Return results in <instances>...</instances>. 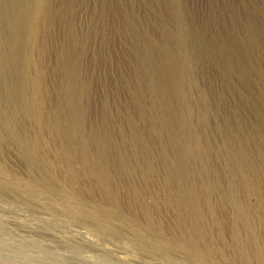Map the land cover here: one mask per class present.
Returning a JSON list of instances; mask_svg holds the SVG:
<instances>
[{"label":"rangeland","instance_id":"1","mask_svg":"<svg viewBox=\"0 0 264 264\" xmlns=\"http://www.w3.org/2000/svg\"><path fill=\"white\" fill-rule=\"evenodd\" d=\"M220 2L41 0L26 72L0 18V264H239L240 150L251 181L235 171V200L264 245V45L242 79L228 68L215 85L179 22Z\"/></svg>","mask_w":264,"mask_h":264},{"label":"trees","instance_id":"2","mask_svg":"<svg viewBox=\"0 0 264 264\" xmlns=\"http://www.w3.org/2000/svg\"><path fill=\"white\" fill-rule=\"evenodd\" d=\"M234 6L237 14L231 12ZM179 22L183 24V44L189 45L190 58L203 64L208 70L205 78L213 79L215 85L228 68L237 75L236 79H242L243 71L251 65L252 50L264 45V0H252L246 6L239 0H221L217 14ZM237 33L243 38L237 37ZM167 57V64L171 66V59ZM162 63L166 64V56L158 64Z\"/></svg>","mask_w":264,"mask_h":264},{"label":"bare ground","instance_id":"3","mask_svg":"<svg viewBox=\"0 0 264 264\" xmlns=\"http://www.w3.org/2000/svg\"><path fill=\"white\" fill-rule=\"evenodd\" d=\"M41 3V0H0V18H4L6 21L9 20V30H10V44L14 50V53L11 57H9L11 59V61L16 65V66H21V68L24 67L25 72L27 70V63L28 62V58L27 56H25L22 48L24 47V45L28 44L27 42H29L30 40H32V36L34 30L33 26H34V22L32 20L34 19H39V17H41V12L42 10H40L38 7ZM36 5H38L36 7ZM33 19H32V18ZM32 19V20H31ZM35 21V20H34ZM4 22V21H3ZM33 22V24H32ZM4 25V24H3ZM33 25V26H32ZM8 26V23H7ZM6 26V27H7ZM5 28V26H4ZM1 26H0V32H1ZM7 30V29H6ZM5 31V30H4ZM36 32V31H35ZM6 37V36H5ZM8 39V37L6 38ZM9 45V44H8ZM5 46V45H4ZM5 48V47H4ZM4 51V50H3ZM7 53V51H6ZM8 54V53H7ZM6 56V55H5ZM4 56V57H5ZM9 56V55H8ZM6 58V57H5ZM10 61V62H11ZM24 61V62H23ZM34 63V62H33ZM4 64V63H3ZM9 65V63H8ZM11 65V64H10ZM13 65V64H12ZM3 66V65H2ZM14 67V66H13ZM20 68V69H21ZM6 69V68H5ZM23 69V71H24ZM30 70V69H29ZM1 71V70H0ZM3 71V70H2ZM8 71V70H6ZM21 71V70H20ZM13 74V73H12ZM17 75V74H16ZM24 75V74H23ZM27 76V75H25ZM24 76V78H25ZM15 77V76H14ZM23 77V76H21ZM16 78V77H15ZM21 79V78H19ZM15 80V79H14ZM2 83V82H1ZM24 84V83H23ZM3 85V84H2ZM0 85V86H2ZM5 86V85H4ZM20 81L16 82L13 84V86H11V90L13 91L12 93H15L16 96L18 97L19 101H16L13 104V109L15 111V114L19 115V116H24L26 114H28L27 111V105L25 103L26 102H22L23 100V92L19 91L20 89ZM1 90V89H0ZM9 91V90H8ZM29 103V102H28ZM37 104V103H36ZM31 106H32V101H31ZM14 114V113H13ZM27 116V115H26ZM38 117V115H35ZM34 116V119H35ZM16 117V116H15ZM37 121V119H35ZM8 121V120H7ZM21 121V120H20ZM35 121V122H36ZM39 121V120H38ZM12 122V120H9L7 122V126L8 123ZM40 122V121H39ZM38 122V123H39ZM13 124V123H12ZM11 124V125H12ZM37 124V122H36ZM6 125V124H4ZM6 126V127H7ZM13 126V125H12ZM11 126V127H12ZM9 128V126H8ZM2 129H4L2 127ZM1 129V130H2ZM6 131V129H4ZM3 130V131H4ZM3 131L0 132V135L2 136ZM9 131V130H8ZM10 132H8L9 135ZM28 135V134H27ZM5 136V135H4ZM30 136V135H28ZM11 137V136H10ZM32 137V136H30ZM12 138V137H11ZM34 138V137H33ZM32 138V139H33ZM35 138H37L35 136ZM34 138V139H35ZM34 141V140H33ZM32 140H29L27 137H24V142H27V144L31 147V149L35 151V142L33 143ZM38 141H36L37 143ZM22 143V144H21ZM20 144L23 146L22 150L26 151V147L23 145V140ZM27 153V151H26ZM25 153V154H26ZM240 154L239 156V160L236 162V166L234 167L230 178V182L229 184V197L230 199L233 201L232 204V209H231V235H232V241H231V245H232V252H235L238 256V260H239V264H264V254L261 248L264 245H260L262 241H256V235L254 233L253 230V226L255 225V222L257 221L256 219H254V217H251L247 211H245L241 206H239V204H237V199L235 200V196H237V194L239 193V191L241 190L238 186H242L244 187V184H240V183H236L235 181V177L233 175H237V173H239L240 175L243 174V183L248 184L251 180H250V176H249V165L247 166V163H245V159L247 158V154L243 153V150H240L239 152ZM91 155V154H90ZM29 157V156H28ZM98 157V156H97ZM85 158V157H84ZM98 159V158H97ZM89 165V164H88ZM247 166V167H246ZM249 167V168H248ZM261 168L263 169L264 166ZM251 169V168H250ZM262 169L261 172H262ZM237 173H236V172ZM264 171V170H263ZM240 175L238 177H240ZM260 176V175H259ZM263 177V176H262ZM241 178V177H240ZM241 178V179H242ZM105 180V179H104ZM260 180V179H259ZM103 182V181H102ZM224 185V184H223ZM250 185V184H249ZM263 185V184H262ZM226 187V186H225ZM224 187V188H225ZM241 187V188H242ZM256 188V187H255ZM186 189V188H185ZM226 189V188H225ZM240 189V190H239ZM254 190V189H253ZM223 191V190H222ZM256 190H254L255 192ZM61 192V190H60ZM226 192V191H225ZM243 192V191H242ZM252 192V193H254ZM62 194H65L64 192H61ZM223 193V192H222ZM241 193V192H240ZM248 193V190H247ZM256 193V192H255ZM187 194V192H186ZM189 195V194H188ZM240 195V194H239ZM249 195V194H248ZM254 195V194H253ZM252 195V196H253ZM243 196V195H242ZM189 197V196H188ZM221 197V196H220ZM245 197V196H244ZM223 198V197H222ZM240 198V197H239ZM248 199V198H247ZM188 200V199H187ZM243 200V199H242ZM186 201V200H185ZM225 202V201H224ZM246 202V201H245ZM188 203V202H187ZM227 205V203L225 204ZM227 207V206H226ZM227 209V208H226ZM225 211V210H224ZM263 215V214H262ZM257 216V215H256ZM259 216V215H258ZM264 216V215H263ZM262 218V217H261ZM261 218L258 217V220H260ZM264 218H262L261 220H263ZM264 222V220L262 221ZM259 222H256V224ZM261 223V222H260ZM259 223V224H260ZM245 237V239L243 240L242 237ZM200 237V236H199ZM241 241L244 242V246L241 245ZM240 243V244H239ZM259 243V244H258ZM184 244V243H183ZM264 244V241H263ZM261 246V247H260ZM198 260H203L205 259L204 254L201 253L198 256ZM206 260V259H205ZM211 264V263H210Z\"/></svg>","mask_w":264,"mask_h":264}]
</instances>
